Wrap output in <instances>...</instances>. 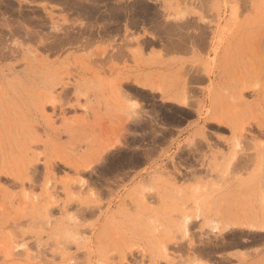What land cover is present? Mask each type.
Masks as SVG:
<instances>
[{
	"label": "rangeland",
	"instance_id": "rangeland-1",
	"mask_svg": "<svg viewBox=\"0 0 264 264\" xmlns=\"http://www.w3.org/2000/svg\"><path fill=\"white\" fill-rule=\"evenodd\" d=\"M173 6L0 0V264H257L264 0ZM126 17L139 61L188 52L181 95L105 76Z\"/></svg>",
	"mask_w": 264,
	"mask_h": 264
},
{
	"label": "crops",
	"instance_id": "crops-1",
	"mask_svg": "<svg viewBox=\"0 0 264 264\" xmlns=\"http://www.w3.org/2000/svg\"><path fill=\"white\" fill-rule=\"evenodd\" d=\"M156 4H159V7L163 10L164 16H175L178 11L177 8L173 6L179 0H150ZM123 31L116 40L117 47H123L127 49H121L113 55L105 56V63H112L113 65L109 66V70L106 72L105 76L114 78L115 82H118L127 93V97L133 100L135 98L134 94L130 89H126V84H131L135 88L147 89L152 94L156 93L157 90L152 89L151 85L157 84L159 81H164L168 87V94L175 96L181 95V89H175V86L180 84L182 80L180 79V74L183 70L186 69V64L181 63L182 57L185 58L189 56L184 49L175 50L167 53L163 57V64L161 67H155V60L158 59V54L152 50L148 51L144 57L140 58V61L137 59V56L134 54L133 50L136 47V42L133 37L135 34H131L132 26L131 19L126 17L122 20ZM152 24V23H151ZM144 26L140 29L139 34L141 35L140 41H146L150 38L151 27ZM128 29L131 32H125L124 30ZM145 28V30H144ZM144 30V31H143ZM147 32V33H146ZM106 39V38H105ZM161 41V40H160ZM171 45L173 47L185 48L191 44L188 42V38L184 36H178L177 38H171ZM161 44V43H159ZM195 84L199 86H205L208 83L207 77L204 75H199L194 78ZM125 102V101H124ZM126 104L124 103V106ZM252 223V222H247ZM261 222H255L252 224H260ZM246 224V223H245ZM245 226V225H244ZM249 227V226H248ZM256 228V227H255ZM258 230L260 237L264 238V229L259 228ZM239 249H224L223 252L215 253V257L211 258L212 264H219L221 261H228L230 257H237ZM254 256H257V264H264V245H259L255 250L250 251Z\"/></svg>",
	"mask_w": 264,
	"mask_h": 264
},
{
	"label": "bare ground",
	"instance_id": "bare-ground-1",
	"mask_svg": "<svg viewBox=\"0 0 264 264\" xmlns=\"http://www.w3.org/2000/svg\"><path fill=\"white\" fill-rule=\"evenodd\" d=\"M66 89H68V88H66ZM66 91V90H65ZM67 93V92H66ZM220 123V122H219ZM233 158V157H232ZM260 161V160H259ZM234 163H236L235 161H234ZM243 164V163H242ZM242 164H240V165H242ZM237 166V165H236ZM245 226H250V227H256V228H262V229H264V222H261L260 224H252V223H247V224H245Z\"/></svg>",
	"mask_w": 264,
	"mask_h": 264
}]
</instances>
